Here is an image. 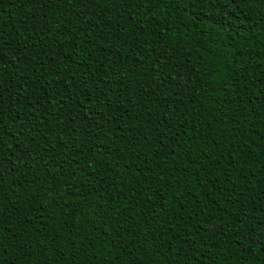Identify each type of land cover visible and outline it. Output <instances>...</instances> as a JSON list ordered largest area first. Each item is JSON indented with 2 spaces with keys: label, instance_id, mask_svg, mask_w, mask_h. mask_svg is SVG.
Masks as SVG:
<instances>
[{
  "label": "trees",
  "instance_id": "trees-1",
  "mask_svg": "<svg viewBox=\"0 0 264 264\" xmlns=\"http://www.w3.org/2000/svg\"><path fill=\"white\" fill-rule=\"evenodd\" d=\"M264 0H0V264H264Z\"/></svg>",
  "mask_w": 264,
  "mask_h": 264
},
{
  "label": "rangeland",
  "instance_id": "rangeland-1",
  "mask_svg": "<svg viewBox=\"0 0 264 264\" xmlns=\"http://www.w3.org/2000/svg\"><path fill=\"white\" fill-rule=\"evenodd\" d=\"M262 234L264 235V230H263Z\"/></svg>",
  "mask_w": 264,
  "mask_h": 264
}]
</instances>
